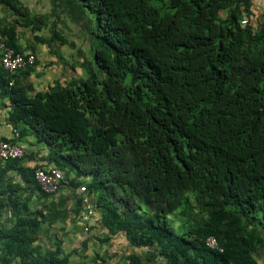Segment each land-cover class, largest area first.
Here are the masks:
<instances>
[{
    "label": "trees",
    "instance_id": "obj_1",
    "mask_svg": "<svg viewBox=\"0 0 264 264\" xmlns=\"http://www.w3.org/2000/svg\"><path fill=\"white\" fill-rule=\"evenodd\" d=\"M72 1L94 54L77 48L82 76L36 90L37 60L11 72L0 51V106L27 146L0 160V213L17 211L10 226L0 225L1 264H69L60 240L38 241L42 209L1 187L10 171L38 187L36 166L21 163L35 142L73 174L71 185H86L109 234L157 246L167 264H261L264 13L253 26L241 23L249 0ZM0 3L15 15L0 18V40L14 52L58 39L75 47L54 29L48 40L39 34L43 16L21 0ZM19 26L31 30V45L19 42ZM209 236L221 250L206 244ZM128 260L140 264L136 254Z\"/></svg>",
    "mask_w": 264,
    "mask_h": 264
},
{
    "label": "crops",
    "instance_id": "obj_2",
    "mask_svg": "<svg viewBox=\"0 0 264 264\" xmlns=\"http://www.w3.org/2000/svg\"><path fill=\"white\" fill-rule=\"evenodd\" d=\"M21 1L29 7L31 13L41 14L44 22H47V24L49 23V29H56L62 37L67 38L66 34H62V30L57 26L56 22L54 23L53 20L49 22L47 15L53 14L59 21H62V19H68L73 24H75L74 22H79L80 24L78 25L82 28L80 32L85 35V24H87L85 16L79 12L71 13L70 5L73 3L72 0ZM249 1L250 14L242 19H248L249 24L256 26V24H260L263 21L264 0ZM43 5H46L48 8L47 11L50 12H39L36 10V8ZM57 10L59 12H57ZM221 12L225 13V11ZM4 16L9 20L15 17L6 5L0 3V18H3ZM61 24L65 23L61 22ZM17 30L19 42L23 46L31 45L34 36L31 30L28 27L22 28L20 26ZM2 38H4V36H2ZM72 41L74 40L72 39ZM39 43L35 44L33 51L27 49L25 52L33 53L35 60H37V68H40V72L45 73L51 78V80L42 82L37 79L34 81L33 78L30 77L36 90L47 88L54 80L64 81L76 76H82L83 71L79 64L82 61L81 55L78 60L77 58L75 59V54H69L68 58L62 59L53 67L44 69V67H47L50 63L47 62L46 58L39 57ZM53 43L59 44L62 42L59 40L51 41L50 47H52ZM74 43L76 42L74 41ZM77 48L78 47L75 44L73 49H76L77 51ZM76 54L78 53L76 52ZM32 75L33 72H31V76ZM6 101L7 100L5 99L4 102ZM6 117L7 107L4 105L0 106V140L3 138L8 140L14 139V128L6 122ZM24 138L29 142H35L34 136L31 134L26 135ZM28 155L31 156V159H24L21 162L22 165L28 167H43L45 169L56 168L52 162H49L48 159H46L47 147L41 142H35V144L32 145L30 143V145H28ZM62 173L64 182L59 190L54 193H43L39 186L36 187L35 184L31 183L26 184L21 176L15 171H10L8 173L9 178L4 180L3 185L1 186L5 188L7 183L14 186L16 188V196H19L21 199H28L29 206L32 210L42 209L44 223L40 229L38 239L41 244L51 245L53 241L60 240L63 251L70 254L69 264H129L128 256L132 254L138 256L140 264H167L166 259L159 253L157 246H133L124 233L118 232L115 234H109L107 228L101 221L100 214L96 210L89 221L83 222L80 218L82 205L81 201L78 200V197L84 193L80 188L84 187L86 190V185L82 184L73 186L69 183V179L73 174H67L63 171ZM83 178L84 180L89 179V177ZM89 196L91 204L93 205V197L91 195ZM16 216L17 211L6 206L0 213V225L5 227L10 226ZM257 257L259 262L263 264L264 249L260 251Z\"/></svg>",
    "mask_w": 264,
    "mask_h": 264
},
{
    "label": "built area",
    "instance_id": "obj_3",
    "mask_svg": "<svg viewBox=\"0 0 264 264\" xmlns=\"http://www.w3.org/2000/svg\"><path fill=\"white\" fill-rule=\"evenodd\" d=\"M241 23H246V19H242ZM0 51L1 63L5 69L14 72L18 69H24L29 65L34 64L35 56L33 53L19 54L7 46L5 41L0 40ZM19 137V132L13 130V141H7L5 139L0 140V160H6L9 158H19L26 152V144L19 143L16 140ZM33 178L43 193H54L59 190L63 184V173L58 168L45 169L43 167H35L33 170ZM84 193L81 197V213L80 218L83 222H87L91 219L95 212L94 206L91 204L90 196L87 194L84 187L80 188ZM206 244L209 247H216L221 250L218 246V242L214 236L206 238Z\"/></svg>",
    "mask_w": 264,
    "mask_h": 264
},
{
    "label": "rangeland",
    "instance_id": "obj_4",
    "mask_svg": "<svg viewBox=\"0 0 264 264\" xmlns=\"http://www.w3.org/2000/svg\"><path fill=\"white\" fill-rule=\"evenodd\" d=\"M36 10L39 12H47V13L50 12V11H47L48 8L46 7V5L39 6L38 8H36ZM57 12H59V11L57 10ZM37 14H39V13H37ZM47 16H48L49 22L53 20L54 23L55 22L57 23V26L63 32L62 34H66V37H67L66 39L69 40V38H70L71 40L73 39L76 42L75 43L76 46L78 48L82 49L84 56H87V58H89V59L93 58L94 54H93L92 48H91V46L89 47L90 39H89V37H86L84 34H82V32H80L82 30V28H80V26L78 25V24H80L79 22H77V23L74 22L75 24H73L68 19H65V20L62 19V21H59L56 18V16L53 14L47 15ZM61 22H64L65 24H61ZM49 28H50L49 23L47 24V22H46L42 26L41 31H39V34H42L43 36H45V38H47V40L49 39V36L50 37L52 36V31ZM48 29H49V31H48ZM54 30H56V29H54ZM50 43L51 42H45V41L39 43V50H40L39 54H38L39 57L40 58H46L47 62L50 63V65H48L47 67H44V69H47L49 67H53L58 62H60L62 59L68 58L69 54H75L76 55L75 59L77 58L78 60L81 57L80 55H82L79 53L76 54V52H77L76 49L71 48L68 45V43H59V44L53 43L52 47H50ZM48 49L50 52L48 51ZM37 66H38V64L34 67V71H32L33 75L31 76V78H33L34 81L38 79V80H41L42 82H46V80H51V78H49L45 73L40 72V68H37ZM176 218H180V217H176ZM172 220L175 221L176 219L173 217ZM177 223L179 224L178 220H177ZM72 253H73V250H72Z\"/></svg>",
    "mask_w": 264,
    "mask_h": 264
}]
</instances>
